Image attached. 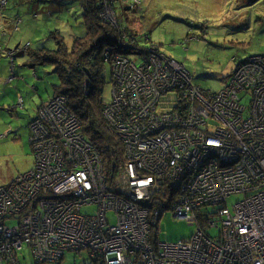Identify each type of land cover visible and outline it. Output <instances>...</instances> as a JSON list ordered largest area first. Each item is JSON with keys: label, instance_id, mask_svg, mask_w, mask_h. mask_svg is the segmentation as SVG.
Wrapping results in <instances>:
<instances>
[{"label": "built area", "instance_id": "1", "mask_svg": "<svg viewBox=\"0 0 264 264\" xmlns=\"http://www.w3.org/2000/svg\"><path fill=\"white\" fill-rule=\"evenodd\" d=\"M101 1L100 17L116 28L118 3L141 5ZM147 50L141 63L106 51L118 93L104 113L126 157L111 171L64 95L39 109L29 125L34 168L0 183V264H19L24 245L43 264L68 255L79 264H264V91L254 90L264 74L241 63L213 91L158 46ZM159 194L172 199L176 218L196 226L190 239H157ZM233 196L240 199L230 206Z\"/></svg>", "mask_w": 264, "mask_h": 264}, {"label": "rangeland", "instance_id": "2", "mask_svg": "<svg viewBox=\"0 0 264 264\" xmlns=\"http://www.w3.org/2000/svg\"><path fill=\"white\" fill-rule=\"evenodd\" d=\"M65 2H55L56 7L55 4H51V13L48 16L45 14V5L42 3L40 6L43 7L44 13H40L36 5L29 8V0H2L0 4V37L3 34L8 35L14 30H19L16 36L22 42L23 47L19 53L23 52V55L28 50L25 45L27 41H31L33 47L29 52L35 47L38 48L37 46L41 43L43 46L56 48L55 39L51 37V31L55 32L56 29L61 31V36L63 35L66 43L72 42L73 36L81 35L85 29L82 15L83 5L81 0H67V4ZM245 4L246 0H141L140 9L127 10L126 15H122L120 9L124 6L118 3L117 19L121 26L125 24L128 27L134 37H143V34H147L140 40L141 46H158L174 59L184 63L196 84L205 89L219 91L241 63L251 65L253 74L260 73L261 76L264 74V54H262L264 53V0H259L256 4L248 7L243 6ZM33 11L39 13L37 18L34 17L35 12ZM10 12L20 14L21 29L16 27L15 19L17 17L14 18ZM18 18L20 22V17L18 16ZM2 41L5 44L8 43L6 37ZM140 45L138 47L142 48ZM122 49L125 51L128 48ZM144 53L147 55L148 50L146 49ZM249 56L253 57L251 62L247 63L246 60H241ZM129 57L132 60H138L139 63L143 61V58L137 54H130ZM237 60L240 61L237 63ZM17 63L21 74L14 72V67L11 66L9 68L11 70L0 69V78L5 74L3 81L9 83L14 80L13 85L16 87L19 83L16 79L19 76H25L27 82L37 86L40 91L38 94H25L24 106L19 105L14 117L6 107L5 110H2L3 107L0 106L1 184H7L34 168L36 157L31 144L32 131L28 126L29 120L35 117L41 98H47L53 93L55 86L60 83V78L52 64L37 68L40 73L44 71L42 79L37 80L33 60H30L29 53L18 56ZM1 64L7 67L8 61L4 58L1 60ZM112 89L111 69L107 65L103 87V96L107 102L112 100V92L118 93ZM254 90L258 93L263 92L264 84L262 82L254 83ZM29 91L35 92V90ZM11 99L12 96L5 90L0 91V102L8 104ZM62 100L65 102V99ZM15 104L13 99L12 107ZM3 111L5 114L2 113ZM42 111L41 109L40 112ZM45 113L48 112H43V117ZM66 115L65 113L60 114V118H58L60 124L66 123ZM44 120L51 121L53 118ZM158 197H161L159 202H165L167 206L172 204V199H162L163 196L160 194ZM239 199L240 196L229 198L230 206ZM94 207H91L90 210L93 211ZM109 220L111 224L116 223L115 212L109 213ZM156 227V237L160 242L188 240L197 229L186 220L176 218L172 208L161 213ZM210 233L216 235L218 229H211ZM17 256L19 264H43L36 262L27 245L17 251ZM81 262L82 259L78 258L76 261L74 255H68L63 264H79Z\"/></svg>", "mask_w": 264, "mask_h": 264}, {"label": "trees", "instance_id": "3", "mask_svg": "<svg viewBox=\"0 0 264 264\" xmlns=\"http://www.w3.org/2000/svg\"><path fill=\"white\" fill-rule=\"evenodd\" d=\"M61 1L67 2V0H29V8L32 5H36L39 12L44 13V10H42L43 7L40 6L42 3L45 5V14L50 16V5L55 4V2L60 3ZM81 3L83 5L82 15L83 25L85 28L81 35H74L72 42L69 44L66 43L63 35L61 36V31L56 29L55 32L51 31V37L55 39L56 48L43 46L40 42L41 44L38 43V48L35 47V49L29 52L30 48L33 47L32 42L27 41L25 45L28 50L25 54L29 53L30 60H33V68L35 78L37 80H41L44 76V71L40 73V70L37 71V68L47 64L53 65L55 72L60 78V83L55 86L53 93H51L47 98H41L39 105L42 106L44 102L53 100L56 96L64 95L67 99L70 111L74 114V116L78 117L82 123V131L84 130V133L86 134L85 136H87L88 140L91 141L96 149H99L103 163L109 171H111L113 169V165H121L124 163L126 157L118 131L115 125L108 120L104 113V109L109 103L103 96L105 69L107 65H109L111 69L112 86L114 74V63L112 62L111 57L107 58L106 51L109 50L112 53L117 52L119 54H124L129 58V60L134 61L129 57L130 54H137L142 57L145 54L144 51L149 48L140 45V40L147 34H143V37H134L125 24L123 26L120 25V21H118L119 29H116L111 24H108L100 17V12L103 10V3L101 0H83V2L81 0ZM243 6L248 7L247 3ZM126 7L129 6H124V8L120 9L122 15H126ZM11 14L14 18L17 17V19H15V21H17L15 22L16 27H20L21 29L22 19L20 14L17 12H13ZM38 15V12L34 13L35 18H37ZM18 16L20 17V22L18 21ZM119 16L118 18L121 17ZM17 32H19V30H14L13 33L8 35L3 34L0 37L1 70L2 68L11 70L9 68L13 66V71L16 73L19 72L17 54L23 45L16 36ZM4 36L8 41L7 44L2 41L5 38ZM120 39L127 44L125 48L128 49L125 51L122 49L124 47H119ZM8 44L10 45L8 46ZM138 45L142 48H139ZM4 58L8 61L7 67L6 65L1 64V60ZM241 60L243 61L244 59ZM239 61L240 60H237V63ZM136 62H138V60ZM1 78L2 81L0 82V91L2 92L5 90L7 94L12 96V99L8 101V104L0 102V106L3 107L2 110H5L6 107L14 117L19 105L24 106V95L28 93L38 94L40 89L37 88V86H34L31 82L28 83L25 76H19V78L16 79L19 81L16 87L13 85L14 80H11L9 83H5L3 81V77ZM230 78L231 75L228 77L226 83ZM226 83L223 87H225ZM29 90H35V92H30ZM13 99L16 104L12 107L11 103L13 102ZM37 109L38 111H36L35 117H37L39 113V108ZM2 113L5 114V111ZM31 120H29V123ZM158 198L159 199L157 200H160L161 197ZM156 229L157 227L154 229L155 235L157 231Z\"/></svg>", "mask_w": 264, "mask_h": 264}, {"label": "clouds", "instance_id": "4", "mask_svg": "<svg viewBox=\"0 0 264 264\" xmlns=\"http://www.w3.org/2000/svg\"><path fill=\"white\" fill-rule=\"evenodd\" d=\"M126 8H128V7H126ZM163 197L166 198V199H169V197H165V196H163ZM157 199H159L158 196H157ZM157 202H159V200H157ZM164 204H165V202H159L158 203L161 213H163V211H165L166 209L171 208V206H167V205H164Z\"/></svg>", "mask_w": 264, "mask_h": 264}, {"label": "water", "instance_id": "5", "mask_svg": "<svg viewBox=\"0 0 264 264\" xmlns=\"http://www.w3.org/2000/svg\"><path fill=\"white\" fill-rule=\"evenodd\" d=\"M248 6H252L259 2V0H246ZM127 10H130V7L127 8ZM121 46V44H119ZM18 56H23V52L18 53Z\"/></svg>", "mask_w": 264, "mask_h": 264}, {"label": "flooded vegetation", "instance_id": "6", "mask_svg": "<svg viewBox=\"0 0 264 264\" xmlns=\"http://www.w3.org/2000/svg\"><path fill=\"white\" fill-rule=\"evenodd\" d=\"M17 55H18V54H17ZM51 101H52V100L44 102V103L42 104V106H44L45 104L50 103ZM42 106L39 105L38 108L40 109ZM72 114H73V113H72ZM73 115H74V114H73ZM74 117H76V116H74ZM76 119H77L78 122H80V120H79L78 117H76ZM32 120H33V119H32ZM32 120H31V121H32ZM30 123H31V122H30ZM30 123H29V125H30ZM83 131H84V130H83Z\"/></svg>", "mask_w": 264, "mask_h": 264}, {"label": "crops", "instance_id": "7", "mask_svg": "<svg viewBox=\"0 0 264 264\" xmlns=\"http://www.w3.org/2000/svg\"><path fill=\"white\" fill-rule=\"evenodd\" d=\"M127 11V8L125 9V12ZM71 42H69V44H70ZM5 71H6V69H4ZM21 74V73H20ZM4 76H5V74H4ZM4 76H2V77H4ZM0 81H2V78H0ZM37 111V110H36ZM12 116H13V114H12Z\"/></svg>", "mask_w": 264, "mask_h": 264}]
</instances>
